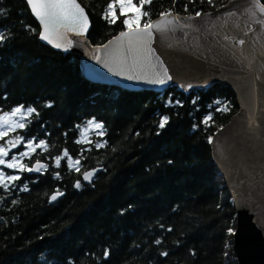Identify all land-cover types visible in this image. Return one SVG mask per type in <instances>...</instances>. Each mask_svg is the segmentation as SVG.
<instances>
[{"label": "trees", "instance_id": "obj_1", "mask_svg": "<svg viewBox=\"0 0 264 264\" xmlns=\"http://www.w3.org/2000/svg\"><path fill=\"white\" fill-rule=\"evenodd\" d=\"M78 1L90 20L91 44L126 29L118 9L115 23L113 14L105 19L113 0ZM226 1L152 0L141 21ZM0 10V113L36 109L6 137L45 141L25 161L47 166L0 185V264H237L235 210L210 148L213 133L238 109L233 91L218 83L160 93L92 83L76 55L40 42L25 0H0ZM90 119L103 127L85 139L81 128ZM95 167L100 172L85 182L82 174ZM54 192L62 195L50 203Z\"/></svg>", "mask_w": 264, "mask_h": 264}, {"label": "water", "instance_id": "obj_2", "mask_svg": "<svg viewBox=\"0 0 264 264\" xmlns=\"http://www.w3.org/2000/svg\"><path fill=\"white\" fill-rule=\"evenodd\" d=\"M76 2L88 18L86 30L81 26L69 30L71 25H61L50 33L51 43L41 39V23L27 6L39 25L40 42L63 54L76 55L84 79L137 92L160 93L170 86L205 90L215 83L233 91L238 109L213 133L211 156L235 210L232 245L236 262L264 264V4L260 0H227L200 12V16L169 11L171 15L160 14L148 23L154 27L146 44L129 46L126 40H115L121 31L102 44H91L87 38L88 14ZM161 22L162 30L155 27ZM110 40L113 43L108 48L97 52ZM240 40L245 43L240 44ZM57 43L61 47H56ZM158 78L164 83L151 82ZM38 162L45 165L37 160L29 168H35ZM100 170L95 167L85 171L83 179L86 172H92V176L84 181L89 182ZM27 172L36 175L40 171ZM56 193L50 195V203L60 196L52 200Z\"/></svg>", "mask_w": 264, "mask_h": 264}, {"label": "snow or ice", "instance_id": "obj_3", "mask_svg": "<svg viewBox=\"0 0 264 264\" xmlns=\"http://www.w3.org/2000/svg\"><path fill=\"white\" fill-rule=\"evenodd\" d=\"M152 0H139L140 7L136 9L137 15L134 18H125L123 23L127 29V31H121L119 36L115 38L116 41L121 42L126 40L127 44L129 46L132 45H140V44H146L149 40V38L152 36L151 29L154 27L153 24L145 23L143 27L140 26V21L143 16H147V11H142L144 5L150 4ZM191 2V0H190ZM212 0H209V3H211ZM28 5L30 6L33 14L37 17V19L40 21L42 26V31L40 32L41 39L48 40L50 43L52 42L49 39V35L53 31H58V27L61 25H71L72 27L69 28V30H76V26H81L84 30H86L87 27V16L84 14V9L80 7V5L76 2V0H27ZM114 4H118L120 9L123 10L126 8H132L135 7L133 0H113V2H110L107 5V9L105 10V19L108 18V15L113 12L114 10ZM186 10H187V6ZM2 11V10H0ZM262 11H264V8H262ZM171 15V13L165 12L162 13V16H168ZM196 16H200V12L195 13ZM118 17H116L114 14L112 15V19L109 21L110 23H115ZM178 19V18H177ZM82 22V23H81ZM168 23H172V21H168ZM135 25V26H133ZM155 27L158 29H163L164 24L161 22L160 24H156ZM5 37L0 34V40H3ZM61 39H64L63 35L61 34ZM113 41H109L108 44L102 45L97 48V52L100 51L101 48H108L109 45H111ZM240 44H244V40L239 41ZM56 47H61L59 43L55 45ZM96 59L99 61L100 57L97 56ZM104 66L108 67V62H104ZM111 71V68H109ZM130 79L132 77H129ZM170 79V77H168ZM152 83H164L163 79H155L151 81ZM171 103V101H170ZM216 103H219L217 101ZM23 106L16 107L12 110L11 113H4L3 117H0V122L8 123V117L9 116H15L18 113H22L21 119L23 120L26 116L29 114H32L36 112V109L33 107H28L26 111H23ZM221 110V109H217ZM222 110L227 111V107H224ZM168 117L164 116L161 118L159 122V127L163 129L167 123H168ZM212 119L211 114L205 117L203 123L208 124V122ZM16 123V127L24 128L25 123L20 122H14ZM88 127H94L96 129H102L103 125L101 123H96L94 120H88L87 121ZM83 134V130H82ZM4 135V133H0V136ZM100 135H103V132L100 133ZM22 138L16 137L15 141L12 142V147H16V145L21 143ZM81 141H77V143H80ZM28 146L30 148V151H35V148H39L41 146H45V141L41 140L38 144L35 145V148L32 146V141H28ZM97 147H103L102 144H98ZM9 155V152L5 150L3 147H0V165H6L7 168L13 169L19 167L21 171L27 170V171H40L41 169H46L47 166L44 164H37L35 168H26L24 164H20L17 161V158L15 156L12 157L11 162H7L4 157H7ZM28 155V152L20 153V156H26ZM64 157H69L68 151L65 150L63 153ZM61 161V157L56 158V165L59 166ZM78 164L79 161H76ZM69 167H72L71 163V157H69ZM79 171V168L76 169ZM92 176V172H86L84 174V179L88 180ZM20 176H13L8 175L6 176L5 173L0 171V185H4L5 188H7V184H5V180L8 182H12L15 180H19ZM76 187H80V183L77 182ZM25 190H27L25 188ZM62 195V193L57 192L55 195L51 197L52 200H55L57 196ZM15 203V201H13ZM229 232H232V229H229ZM159 243V241H157ZM105 257L109 255L108 251L106 250L104 253Z\"/></svg>", "mask_w": 264, "mask_h": 264}, {"label": "rangeland", "instance_id": "obj_4", "mask_svg": "<svg viewBox=\"0 0 264 264\" xmlns=\"http://www.w3.org/2000/svg\"><path fill=\"white\" fill-rule=\"evenodd\" d=\"M133 3L135 5V7L126 8V9L123 10V12L120 9L118 4H114V10L110 14L115 13V11L118 9L121 14L125 15V18H134L137 15L136 9L140 6V4H139V0H133ZM133 26H135V25H133ZM140 26H144L143 21H140ZM16 107H19V106H15L12 109H10L9 111L1 112L0 113V117H3L4 113H11L12 110L14 108H16ZM26 109H27L26 107H23L22 112L26 111ZM21 115H22V113H18L15 116H9L8 117V123L0 122V133H4V135L0 136V147H3L5 150H7L9 152V155L7 157H4V159L7 162H11L12 157L15 156L17 158L18 163L24 164L26 166V168H29V165H26V161H25V158H27L29 156V153L31 152L27 142L28 141H32V146L31 147H33V148H35V145L37 144V142H35L32 139L31 140H27V141L21 140L20 144L16 145V147H12V142H14L16 138H13L12 136L11 137H6V135L8 134L9 131H13L14 129L17 128L16 127V123H14V122L22 123L23 120L27 117L26 116L22 120L21 119ZM90 120H93V119H90ZM95 122L98 123L97 121H95ZM82 130H83V134H82ZM96 131H97L96 128L88 127L87 126V122H86L85 125L82 126V128H81V136L83 138L87 139V137H89L91 132H96ZM23 152H28V155L21 157L20 153H23ZM5 167H6V165H0V171L5 173L6 176H8V175L16 176V175H18L19 171H21L19 169V167H17V168L10 169V170H14L13 173L7 174L6 170H5ZM6 182H7V180H5L4 183H6Z\"/></svg>", "mask_w": 264, "mask_h": 264}, {"label": "bare ground", "instance_id": "obj_5", "mask_svg": "<svg viewBox=\"0 0 264 264\" xmlns=\"http://www.w3.org/2000/svg\"><path fill=\"white\" fill-rule=\"evenodd\" d=\"M84 78V77H83ZM41 171V170H40ZM83 180V179H82Z\"/></svg>", "mask_w": 264, "mask_h": 264}]
</instances>
